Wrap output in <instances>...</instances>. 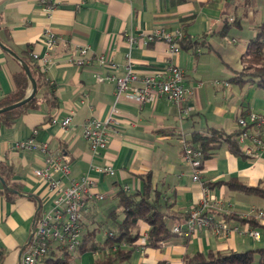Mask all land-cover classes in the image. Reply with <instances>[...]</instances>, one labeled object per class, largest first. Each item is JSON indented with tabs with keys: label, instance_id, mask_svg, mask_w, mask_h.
<instances>
[{
	"label": "crops",
	"instance_id": "obj_1",
	"mask_svg": "<svg viewBox=\"0 0 264 264\" xmlns=\"http://www.w3.org/2000/svg\"><path fill=\"white\" fill-rule=\"evenodd\" d=\"M50 4L55 8L49 18L45 8ZM262 25L264 0H0L1 43L19 59L26 51L47 58L46 65L33 59L56 86L58 99L57 107L44 102L11 125H0V167L12 171L7 180L0 174V264H22L39 217L54 206L56 196L34 172L45 165L44 154L18 147L33 137L35 129V141L47 143L50 153L61 154L70 165L69 175L62 179L65 186L88 176L94 182L93 193L105 197L87 201L84 230L116 209L119 190L142 194L144 178L152 187L151 196L159 195L165 213L187 215L204 199L218 221L264 212V196L229 185L236 180L264 188V148L255 156H242L223 145L204 159L200 179L194 180L180 143L184 139L194 145L196 133L205 135L211 129L232 134L240 129L238 120L250 112L264 115V88L234 80L243 71V56ZM46 28L57 37L52 52L44 42ZM156 29L182 30L185 41L176 57L167 55L165 42L146 41ZM129 36L138 42L130 45ZM81 46L89 47L90 62L84 67L71 62ZM99 57L122 65V70L99 66ZM170 62L183 70L184 85L191 91L179 103L163 97L144 104L117 100L115 83L105 79L123 76L130 65L138 78L133 85L139 87L143 77L159 73ZM22 71V63L0 47V102L16 91L15 76ZM31 91L30 82L26 97ZM43 96L44 91L39 98ZM68 116L72 118L68 128L51 123ZM110 116L118 123L108 128L109 145L98 159L83 134V124ZM249 131L259 133L255 128ZM260 136L264 142V127ZM105 164L114 168V176L91 170ZM208 184L212 188L206 196ZM175 219L168 221L170 229ZM140 226L143 238L149 226L143 222ZM260 232L259 241L210 230L177 235L160 249L139 246L126 264H184L187 254L255 250L264 247V228Z\"/></svg>",
	"mask_w": 264,
	"mask_h": 264
},
{
	"label": "built area",
	"instance_id": "obj_2",
	"mask_svg": "<svg viewBox=\"0 0 264 264\" xmlns=\"http://www.w3.org/2000/svg\"><path fill=\"white\" fill-rule=\"evenodd\" d=\"M55 5L46 6L49 18ZM182 30L178 29L173 32L165 29H156L148 34L146 41L149 43L163 41L167 44V55L170 58L176 57L180 53L179 41L183 38ZM44 42L49 52H52L57 44V37L50 28H46L43 34ZM130 45H134L138 41L132 37H128ZM89 47L81 46L77 49L78 58L72 59L71 62L84 67L89 64L87 59ZM35 60L40 61L43 65L48 62L47 58H41L38 54H32ZM130 56H128L129 59ZM97 63L101 67H111L114 71L122 70V65L107 60L105 57H99ZM96 79L101 80L99 75ZM107 80L113 81L116 85V99L127 98L138 104H144L150 100L157 98H165L170 102H182L186 99L187 94L191 91L184 85V72L174 62H170L162 71L155 75L145 76L141 79L142 86H134L137 81L130 65L125 69L123 76L108 75ZM72 118L65 117L62 120L53 118L51 123L60 124L64 128L71 125ZM118 122L113 116L106 120L90 118L83 124V134L89 141L90 149L95 158L101 159L109 145V137L107 130L109 127L116 125ZM240 129L238 141L242 152L247 156H255L256 153L264 148V142L260 136V131L264 127V115L256 112H250L247 116L238 120ZM255 128L258 134H251L250 129ZM37 130L33 131V137L27 141L18 144V147L39 151L45 156V165L35 169V175L40 178L48 187L50 193L55 195L54 206L51 212L42 214L35 227L32 230L31 239L26 251L22 257V264H38L50 250L51 241L61 243L70 253H75L80 245L81 221L83 212L86 210L88 200L102 201L104 195H96L92 191L93 180L83 177L80 181H73L68 186L63 184V177L69 175L70 165L64 161L63 156L57 153H50L47 143H37L34 136ZM251 141V145L248 142ZM184 157L188 160L194 170V180L200 179V172L203 167V154L187 143L184 139H180ZM92 171H97L106 176H114L115 170L110 164L101 167H92ZM209 188L204 186V193L209 195ZM264 225V212L256 211L253 213ZM252 215V214H250ZM250 215L243 216L247 218ZM212 231L216 235L223 233H237L246 235L259 241L261 240V232L250 226L241 227L234 221L230 225L226 221H218L211 213L208 199H204L195 205L187 217L177 218L171 227V232L175 235L190 236L197 232ZM146 243V236L141 240V246ZM143 251V247H141Z\"/></svg>",
	"mask_w": 264,
	"mask_h": 264
},
{
	"label": "trees",
	"instance_id": "obj_3",
	"mask_svg": "<svg viewBox=\"0 0 264 264\" xmlns=\"http://www.w3.org/2000/svg\"><path fill=\"white\" fill-rule=\"evenodd\" d=\"M184 41V37L179 41L180 48L183 46ZM30 52L26 51L21 60L28 66L30 73L36 77L37 91L31 100L22 107L1 114L0 125H11L20 115L29 110L40 108L44 102L50 108L57 107L56 86L49 81L46 73L35 63ZM242 62L244 69L234 80L264 88V25L259 28L257 36L249 42ZM15 81L16 91L0 102V109L21 102L26 98V91L31 79L24 67L23 71L15 76ZM43 91V98H39ZM241 132L242 129H239L232 134H228L221 129H211L205 135L196 133L192 147L201 151L204 159L209 158L223 145H226L230 151L237 155L246 156L242 152L238 141ZM0 174L7 180L12 175V171L6 165H2ZM144 180L145 189L142 194L139 192L130 193L125 189L119 190L116 194V209L107 214L104 221L97 222L95 227L84 230L82 218L80 245L75 253H70L61 243L51 241L50 250L40 263L72 264L75 256L91 253L97 256L91 264H126L130 261L133 253L141 246L140 223L142 222L149 226L144 247L147 249L162 248L174 236H177L171 232L168 221L183 216L187 217L188 214L163 212L159 195L151 196L152 187L146 178ZM229 185L247 193L264 196V188L261 187H248L236 180L230 181ZM206 187L212 188L209 184ZM230 219L241 227L249 225L258 230L264 228V225L254 214L247 218L240 215H230L226 217V222ZM256 260L259 264H264V247L243 252L209 251L206 254H187L184 258V264H253ZM157 264L168 263L160 261Z\"/></svg>",
	"mask_w": 264,
	"mask_h": 264
},
{
	"label": "water",
	"instance_id": "obj_4",
	"mask_svg": "<svg viewBox=\"0 0 264 264\" xmlns=\"http://www.w3.org/2000/svg\"><path fill=\"white\" fill-rule=\"evenodd\" d=\"M0 47L2 49H4L6 52H8L9 54H11L13 57L17 58L23 65L24 69L26 70L27 74L29 75L30 79H31V84H32V91L31 93L21 102L12 104L10 106L4 107L2 109H0V115L6 112H10L13 111L15 109H18L20 107H22L23 105H25L27 102H29V100H31V98L35 95L36 91H37V80L36 78L30 73V70L28 68V66L21 60L19 59V57L8 47H6L5 45H3L0 41ZM2 182L3 180L0 179Z\"/></svg>",
	"mask_w": 264,
	"mask_h": 264
},
{
	"label": "rangeland",
	"instance_id": "obj_5",
	"mask_svg": "<svg viewBox=\"0 0 264 264\" xmlns=\"http://www.w3.org/2000/svg\"><path fill=\"white\" fill-rule=\"evenodd\" d=\"M95 260L91 253H85L81 256H75L74 263L72 264H91Z\"/></svg>",
	"mask_w": 264,
	"mask_h": 264
}]
</instances>
